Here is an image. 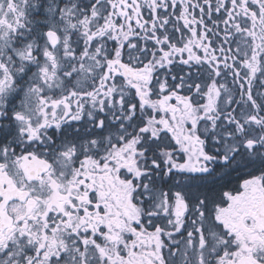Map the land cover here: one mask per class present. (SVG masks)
I'll return each mask as SVG.
<instances>
[{
  "label": "snow or ice",
  "instance_id": "snow-or-ice-1",
  "mask_svg": "<svg viewBox=\"0 0 264 264\" xmlns=\"http://www.w3.org/2000/svg\"><path fill=\"white\" fill-rule=\"evenodd\" d=\"M0 264H264V0H0Z\"/></svg>",
  "mask_w": 264,
  "mask_h": 264
}]
</instances>
